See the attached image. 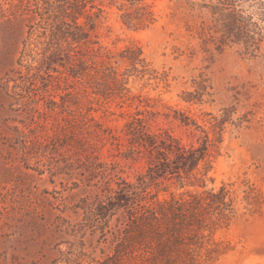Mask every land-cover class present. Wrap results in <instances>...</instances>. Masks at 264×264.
<instances>
[{
  "label": "rangeland",
  "instance_id": "374dc122",
  "mask_svg": "<svg viewBox=\"0 0 264 264\" xmlns=\"http://www.w3.org/2000/svg\"><path fill=\"white\" fill-rule=\"evenodd\" d=\"M65 1L0 0V264L110 254L125 218L105 176L160 198L225 186L233 209L212 237L222 253L206 264H264V0H143L152 18L139 27L123 17L133 0H91L103 10L95 44L66 36L47 66L24 57L31 27L32 40H59L40 9ZM225 8L238 41L226 35ZM99 46L141 48L144 63L123 66L114 85L91 67ZM169 135L199 149L191 173V162L151 168Z\"/></svg>",
  "mask_w": 264,
  "mask_h": 264
},
{
  "label": "trees",
  "instance_id": "16d2710c",
  "mask_svg": "<svg viewBox=\"0 0 264 264\" xmlns=\"http://www.w3.org/2000/svg\"><path fill=\"white\" fill-rule=\"evenodd\" d=\"M141 3L143 0H133L129 7L123 6V17L127 25L139 27L152 15L150 6ZM94 8L98 11L92 12ZM40 10V20L45 25L43 29L50 31L53 38L57 37L59 40L55 44L50 39L32 40L31 34L35 27H31L30 37L24 43L22 51L24 57L47 66L52 60V57L46 54L47 50L57 47L60 39L66 36L81 39L82 44L86 46L97 42L93 38L98 37L97 19L103 10L91 0H66L59 10ZM225 10L228 19L224 25L226 35L234 36L235 41H238L241 34L233 33L234 29L238 28L237 18L232 10ZM81 18H84L83 22L79 21ZM90 51L93 52L90 54V60L94 65L91 67L97 74H106V71H109L114 85L117 84V76L123 66L134 68L135 65L144 63L141 48L126 47L116 55L102 46ZM198 150H187L176 138L169 135L166 140H161L160 144H154L151 151V168H155L158 174L167 171L178 173V170L174 169L184 168L187 166L185 162H191L187 169L191 173L199 161L196 156ZM106 170L98 171L104 174ZM180 177L181 181H184L183 184L188 183V179H191L189 183L192 184L202 181L196 175ZM104 178L107 185L105 190L110 192L109 203L113 204L116 211L122 209L125 218L116 230L113 251L87 263L78 259L69 260L67 264H206L222 253L218 247L219 243L212 242V237L218 228L228 223L233 209L230 190L225 186H221L217 191L186 190L160 198L156 193L150 194L145 189L133 188L132 183L120 177H117L118 187L114 189L109 186L112 178Z\"/></svg>",
  "mask_w": 264,
  "mask_h": 264
}]
</instances>
